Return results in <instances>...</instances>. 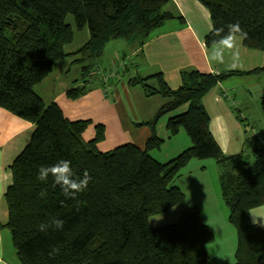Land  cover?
<instances>
[{"label": "trees", "instance_id": "obj_1", "mask_svg": "<svg viewBox=\"0 0 264 264\" xmlns=\"http://www.w3.org/2000/svg\"><path fill=\"white\" fill-rule=\"evenodd\" d=\"M169 1L0 0V107L35 125L30 142L10 166L13 181L6 191L5 226L12 232L20 264H207L215 233L202 221L198 206L184 208L173 224L154 228L151 218L186 202L175 178L191 160L209 158L220 168L221 195L236 229L232 264H264V226L251 218V211L264 205V144L250 153L227 155L204 105L206 94L220 82L233 75L264 74V65L246 72L184 70L176 88L161 72L130 76V86L166 99L154 118L139 123L151 130L144 148L129 142L101 150L103 123H96L95 135L86 139L92 119H71L58 102L46 104L35 90L58 60L76 54L81 82L76 80L67 96L79 99L88 92L87 77L111 40L144 42L154 29L176 18L164 10ZM200 1L213 22L207 46L220 39L215 29L227 32L228 24L238 22L247 33L245 45L264 51V0ZM69 15L77 30L90 32L74 52L66 49L75 39ZM181 107L186 108L176 112ZM261 108L264 113V100ZM167 115L170 137L184 130L192 144L163 162L151 151L164 143L157 127ZM60 160H70L77 177L87 171L92 178L76 198H66L51 176L46 182L37 179L41 166ZM54 218L65 222L62 230H39Z\"/></svg>", "mask_w": 264, "mask_h": 264}, {"label": "crops", "instance_id": "obj_2", "mask_svg": "<svg viewBox=\"0 0 264 264\" xmlns=\"http://www.w3.org/2000/svg\"><path fill=\"white\" fill-rule=\"evenodd\" d=\"M164 10L174 13L176 18L167 20L163 25L154 29L144 42L119 38L108 43L120 42V51L123 50V52L121 56L117 54V57H120L118 63L121 61L119 66L125 74H128V78L134 75L147 76L161 72L170 86L176 88L182 84L184 70L197 69L202 72L220 73L246 72L263 67L264 51L249 48L244 40L240 43L238 67L234 69L229 67L231 58L227 52L225 63L210 64L208 62L207 57L212 46L205 47V38L211 32L213 22L210 10L200 0H170L164 6ZM177 17H182V19ZM89 37L88 30L87 40ZM73 42L66 47L68 52L78 50L85 43L70 49ZM126 51H131L132 55H126ZM79 57L80 55L73 54L58 60L52 72L36 84L35 90L46 104L58 102L71 119H92L93 124L85 133L86 139H91L95 135L96 123H103L106 126L107 138L112 123L120 126L123 120H127L131 125H139L141 122L150 120L166 102L164 97H159L161 95L146 96L141 86H130L128 81L123 91L134 98L133 104L127 102L128 107L138 108L128 118L116 105L119 102V94L116 92L112 98H103L99 94L96 97H90L92 92H88L79 99H70L67 91L76 86L75 81L80 79L74 78L72 74L74 65L81 64L76 61ZM101 72V69H98V73ZM115 74L111 71L102 75L101 84L106 95L113 88L110 80ZM141 100H146V103H141ZM263 100V73L230 76L211 89L204 97V105L211 116L212 131L227 155L239 154L244 150L250 153L257 145L264 144V133L261 135L258 129L259 121H264L261 108ZM254 101L258 103L260 108L258 110L262 112V117H258V120L249 114ZM150 105L152 106L151 112L144 114V108ZM116 108H119L118 111ZM185 108L181 107L176 112L185 110ZM167 119L165 117L160 119L157 127L158 134L164 140L172 138L167 130ZM141 128H144L141 132L142 145L131 142V140L123 141V138L120 140L123 142H119L116 146L131 142L144 148L151 130L146 125ZM34 129L33 123L0 107V264H20L12 232L5 226L9 218L6 191L13 181L10 166L30 142ZM183 131L174 138L179 136L184 138V145H186L184 150L192 142L188 137H183ZM99 148L110 150L114 147L102 148L100 146ZM183 150L176 151V154L162 161L172 159ZM197 160H191L181 170L174 184L186 194V202L182 204L183 209L198 206L202 221L209 225L215 233V240L208 245L210 261L207 264H232L235 262L237 234L235 227L229 221V209L221 195L220 168L215 160L212 161L213 159ZM251 218L254 222L264 226V205L254 208L251 211Z\"/></svg>", "mask_w": 264, "mask_h": 264}, {"label": "rangeland", "instance_id": "obj_3", "mask_svg": "<svg viewBox=\"0 0 264 264\" xmlns=\"http://www.w3.org/2000/svg\"><path fill=\"white\" fill-rule=\"evenodd\" d=\"M67 21L70 24H72L75 30V41L73 42V45L70 46V49H72L78 46L79 44H83L87 40L88 28H85L84 30H77L75 27V21H74L73 15H69L67 18ZM119 43L120 42L117 41V42H114L113 44H108L104 54L98 59L97 63L94 65L92 69V74L87 77V79H89V82H88L89 88L91 87L90 90L88 88V92H92L90 94V97H96L99 94L103 98H112V95L114 94V92H116V94H119V98H120V100L118 98L119 102H117L116 105L117 107L121 109V111L124 112L125 116L128 118L138 108L128 107L129 104H127V102H129L130 104H133L134 98L125 94L123 91L124 87H126L127 85L126 81L128 79V74H125L123 72L124 70L120 68L119 65L121 61L120 63H118L120 60L119 56H121L123 52V50L120 51ZM117 54H120V55L117 57ZM125 54L128 56H131L132 52L126 51ZM81 66L82 64L74 65V70L72 72V74H74V78L75 77L80 78V82H81V75H82ZM98 69H101L102 72L98 73ZM111 71H113V74L114 73L116 74L110 80V84L113 86V88L109 90L107 92L108 95H106L103 90V85L101 84L102 75L108 72H111ZM159 97H163V96H159ZM250 98L251 100H254L252 97ZM141 103H146V100H141ZM119 108H116V110ZM258 109H260L258 103L254 101L252 105V109L251 111H249V114H252L256 120H258V117L259 118L262 117V114H261L262 112L261 110H258ZM151 110H152L151 105L148 107H145L144 114L145 112H151ZM156 113L157 112L154 113L152 118L155 117ZM174 113L175 112H173V114ZM165 118H168V115L165 116ZM263 122H264L263 120H260L258 123V129L261 132V135H263L264 133V123ZM111 123L112 122L110 121V124ZM141 127H142L141 125H131L130 123H128L127 120H123V123L120 126L115 123H112L111 127L109 128L110 130H109V133L107 134L108 135L107 138L100 141L99 147L101 146L102 148H113L117 144H119V142L121 143L126 140L127 141L131 140V142H136L142 145L143 137H142L141 132L144 128L142 129ZM183 133H184L183 137H188V139H190L185 131H183ZM122 139L123 141H120ZM184 144H185L184 138H182V136H179L176 138L174 137L168 138L164 140V143L160 149L153 150L151 154L153 153V156H155V158L158 160H161V161L166 160L170 158V156H173L174 154H176V151L178 152V150H183V148L186 146ZM197 161H200V160H197ZM182 211H183V206L180 205V206L172 208V210L167 214L152 216L151 225L152 227L156 228V227H160V226H164L168 224H173L179 220Z\"/></svg>", "mask_w": 264, "mask_h": 264}, {"label": "clouds", "instance_id": "obj_4", "mask_svg": "<svg viewBox=\"0 0 264 264\" xmlns=\"http://www.w3.org/2000/svg\"><path fill=\"white\" fill-rule=\"evenodd\" d=\"M227 32L223 27L215 29L219 40L213 41L212 49L208 53V62L223 64L225 63V53L227 52L231 58L230 68L239 66L240 43L247 38V33L241 28L240 24L230 23L227 26ZM207 48V45H205ZM52 177L54 185H58L66 198H76V196L84 192L91 181V176L87 171L83 177H77L73 172L70 160H60L51 166H41L38 169L37 179L41 182H46L49 177ZM44 195V193H41ZM64 221L54 218L51 225L40 224V231H46L49 227L54 230H62Z\"/></svg>", "mask_w": 264, "mask_h": 264}, {"label": "built area", "instance_id": "obj_5", "mask_svg": "<svg viewBox=\"0 0 264 264\" xmlns=\"http://www.w3.org/2000/svg\"><path fill=\"white\" fill-rule=\"evenodd\" d=\"M125 64V62H123Z\"/></svg>", "mask_w": 264, "mask_h": 264}]
</instances>
